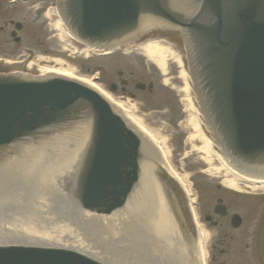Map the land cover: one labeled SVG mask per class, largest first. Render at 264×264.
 Segmentation results:
<instances>
[{"label": "water", "instance_id": "95a60500", "mask_svg": "<svg viewBox=\"0 0 264 264\" xmlns=\"http://www.w3.org/2000/svg\"><path fill=\"white\" fill-rule=\"evenodd\" d=\"M57 8L78 40L99 49L151 28L178 30L214 143L237 168L264 173V0H58ZM51 76L62 75L0 73V264H204L179 177L142 150L99 93ZM156 167L169 173L183 222Z\"/></svg>", "mask_w": 264, "mask_h": 264}, {"label": "flooded vegetation", "instance_id": "af4514ba", "mask_svg": "<svg viewBox=\"0 0 264 264\" xmlns=\"http://www.w3.org/2000/svg\"><path fill=\"white\" fill-rule=\"evenodd\" d=\"M55 5L56 0H0V72H22L7 69L3 65L4 56L16 58L15 62L22 56L20 62L26 61L35 50L33 41L42 53H55L53 42L56 32L51 27L55 18L51 21L45 15ZM15 23L20 28L17 31ZM146 36L139 38V45L99 51L87 57V62H93L94 78L100 85L105 84L103 87L116 103L128 102L132 109L125 107V110L134 113V117L141 119L137 109H142L140 114L143 116L156 113L155 120L163 115L166 119L172 115L179 116L182 112L185 118V107L177 84L164 83L165 78L161 77L155 62L152 59L145 62L143 53L139 51ZM57 44L64 48L61 43ZM134 56L138 57L130 65V58ZM106 67H109L108 71H105ZM147 127L158 131L156 126L149 124ZM166 184L178 206L180 197L171 190L174 185L171 181ZM221 186L217 182L213 192L198 198L195 206L209 238L207 264H264L260 256V251H264V181H257L251 196L240 197V201Z\"/></svg>", "mask_w": 264, "mask_h": 264}, {"label": "rangeland", "instance_id": "374dc122", "mask_svg": "<svg viewBox=\"0 0 264 264\" xmlns=\"http://www.w3.org/2000/svg\"><path fill=\"white\" fill-rule=\"evenodd\" d=\"M54 13L53 9H49L45 15L53 21ZM52 25L55 26V22ZM54 31L56 32V37H54L53 42V46L56 48L53 49L55 52L54 54L47 55L42 53L40 48L36 47V42L33 41L35 50L31 53V56H33L32 59H27L28 61L26 60L23 63L18 62L13 65L11 64L10 66L6 63L3 65L7 67V69H18L20 71H25V74L33 76H38L40 74L41 67L70 68L74 76L88 80L93 85H96L103 90L105 84L100 85L93 78V62H87L86 59V54L90 53V50L88 51L84 49V45L73 39L65 29H58L59 34L56 30ZM144 38L160 40L157 44L167 51L163 66H160L156 61L157 67L159 68L157 69L162 73L161 77L165 78L163 81L164 83L171 82L172 84H177L176 87L179 89L181 97L183 96V102L185 103L184 106L187 108L184 92L181 91V88L186 84L181 75V71H186L187 67L184 48L178 36L175 32L163 31L153 32ZM40 39H42V37H40ZM57 43H61L62 45L66 44V49L62 48ZM139 51L143 53L145 62L150 61V57L145 50ZM49 52L51 53L52 50L49 49ZM21 57L18 58V60H20ZM136 57L138 56L130 58V65L134 64ZM4 58L10 61V58L7 56H4ZM12 59L14 61L16 60V58ZM108 70L109 67H106L105 71ZM186 78V82H188L189 77L187 74ZM129 102L134 103L133 100H130ZM134 108L136 109L135 105ZM137 110L140 111L138 114L142 119L144 126H148L149 124L153 127L156 126V130L159 132L152 130L157 136L155 141L161 149V152H164V159L168 166L179 177L185 187L192 211L194 212V218L200 228L202 257L204 264H207L208 257L206 250L208 249L209 238L205 233L204 221L199 215L198 210L196 212L195 206L198 203V198H203L205 194L213 192L212 190H214V185H216L217 182L223 185L221 186L223 189L230 192L229 195L236 196L238 201H240V197L251 196V192L256 189L244 180L245 174L236 172L232 173L234 172L232 171L233 169H231L218 153L213 143L210 142V152L205 153L204 150L201 149L203 145L201 140L198 138L190 139V135L193 134L194 131L189 129L191 126L187 124V115L185 114V118L182 117L183 112L179 116L174 117L172 115L167 119L163 118L164 115L161 114L163 116L159 117L158 120H155L156 113H147L146 116H143L140 114L142 109ZM172 118L174 119L172 120ZM192 143L193 146L191 145ZM232 177L235 178L236 183V186L233 187L229 186L226 182L228 178Z\"/></svg>", "mask_w": 264, "mask_h": 264}, {"label": "bare ground", "instance_id": "6f19581e", "mask_svg": "<svg viewBox=\"0 0 264 264\" xmlns=\"http://www.w3.org/2000/svg\"><path fill=\"white\" fill-rule=\"evenodd\" d=\"M143 48L145 49L147 55L151 58L156 59V61L158 62V64L160 66L164 65L165 62V57L167 55V51L163 48H161L156 42L155 43H146ZM178 60V59H177ZM179 61V60H178ZM40 76L44 77V76H48L51 74H59L65 77H68L70 79H74L76 81H79L81 83H84L92 88H94L95 90H97L102 96H104L111 104V106L118 110L126 119V121L128 122V124L134 129L136 130L138 133L142 134L144 137H146L147 139H149L150 141H152L154 144H157V142L155 141V138L157 137L155 132L152 131L151 129H149L147 126H144L143 122L141 119L134 117L133 114L131 113H127L126 112V116L124 115L125 107H128L129 109H132L131 105L126 102V101H121L117 104L113 103L111 99H109L108 95L104 92H102L101 90H99L95 85H93L91 82H89L88 80L82 79V78H78L76 76H74L71 72L70 68H63V67H58V68H50V67H41L40 68ZM181 75L183 76V79L185 81L186 84H184V86L181 88V91L184 92V96H185V100L187 102V108L186 111L189 110V116L187 118V124L189 126L192 127L193 129V134L190 135V139H199L203 142V145L201 147L202 150H204L205 153H209L211 150V147L209 145V140L205 137V135L201 132L200 130V125L199 122L197 120L196 117V109L195 106L192 103V93L190 92V88L186 82V74L185 71L182 70L181 71ZM132 111V110H131ZM156 147V152H154L152 149V152L154 154H156L167 166V162L164 159V152H161V149H159V147H157V145H155ZM169 167V166H168ZM246 176L249 177V179H252L250 174H247ZM227 184L229 186H236L235 183V178H228L227 179ZM206 233V232H205ZM206 236L208 237V234L206 233Z\"/></svg>", "mask_w": 264, "mask_h": 264}]
</instances>
